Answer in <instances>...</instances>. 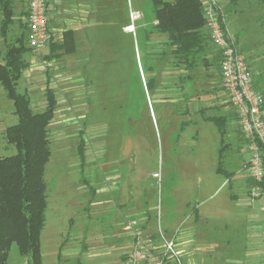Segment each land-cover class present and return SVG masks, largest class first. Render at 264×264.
<instances>
[{
    "label": "rangeland",
    "instance_id": "1",
    "mask_svg": "<svg viewBox=\"0 0 264 264\" xmlns=\"http://www.w3.org/2000/svg\"><path fill=\"white\" fill-rule=\"evenodd\" d=\"M226 1L219 4L224 7ZM232 7L238 11H228L227 25L239 33L243 52L256 60L251 78L264 97L261 0H237ZM154 22L151 0H107L106 27L96 28L89 39L90 67L56 65L48 73H40L30 53L23 56L26 68L18 90L27 94L32 111H43L47 87L57 101L48 126L50 158L43 175L46 208L40 243L44 264L51 263L56 249L50 238L53 226L65 231L69 221L89 223V233L105 238L101 242L107 246L108 221L120 220L124 226L145 214L155 235L159 221L165 238H174L181 264H264V246L260 245H264L263 210L235 212L223 178L211 174L215 148L206 132L209 125L180 131L185 120L180 113L182 104L178 106L169 97L174 93L169 84L173 76L168 67L169 61L173 62L171 49L163 48L164 61L148 58L161 52L157 43L162 46L164 41L152 33ZM129 26L133 27L130 33L126 30ZM19 33L14 21L9 37ZM140 61L145 66L152 64L153 72H141ZM154 76L158 81L148 97L144 81ZM16 122L12 102L0 86L1 157L16 153L4 138L5 129ZM81 137L84 169L76 153ZM244 152L247 156L245 148ZM156 173L161 176L160 187L153 178ZM246 183L247 192L237 193L244 201L241 208L245 204L264 207V192L252 200L248 175ZM76 231L71 229L70 235ZM220 254L223 261L217 259ZM28 263L13 244L7 264Z\"/></svg>",
    "mask_w": 264,
    "mask_h": 264
},
{
    "label": "trees",
    "instance_id": "2",
    "mask_svg": "<svg viewBox=\"0 0 264 264\" xmlns=\"http://www.w3.org/2000/svg\"><path fill=\"white\" fill-rule=\"evenodd\" d=\"M151 2L155 7L154 29L159 35L165 36V41L161 52L152 53V57L149 55L148 58L164 61L166 54L163 48H169L173 57L172 64L183 68L189 77L203 63L202 56L206 51L207 41L210 40L204 33L205 22L200 0ZM261 3L264 11V0ZM14 17L12 0H0V44L3 46V51L0 50V86L5 91L6 98L12 102L13 114L17 118L16 124L4 131L6 143L13 145L16 153L7 157L0 156V264H7L8 253L13 244L19 255L28 258V264H42L40 235L45 223L46 208L43 175L50 158L48 126L53 120L57 101L54 91L47 87L43 111L33 112L27 94L18 90V82L26 68L23 56L30 53L27 41L29 31L27 22L20 23V33L9 37ZM262 25L264 26V14ZM57 50L64 54L73 52L70 32L64 34L61 46L51 47L46 58L53 60ZM218 57L221 64L220 52ZM139 65L141 72H153L152 64L145 66L140 61ZM157 81L155 76L144 81L147 96L153 95ZM212 120L222 136L223 129L219 119ZM185 127L181 124L180 131L183 132ZM76 153L79 166L84 169L86 157L82 137ZM260 185L264 191V179Z\"/></svg>",
    "mask_w": 264,
    "mask_h": 264
},
{
    "label": "crops",
    "instance_id": "3",
    "mask_svg": "<svg viewBox=\"0 0 264 264\" xmlns=\"http://www.w3.org/2000/svg\"><path fill=\"white\" fill-rule=\"evenodd\" d=\"M12 2L15 15L14 21H17L18 25L25 23L27 0H12ZM236 4L237 0L234 3L231 0H227L224 7L219 5L223 14L224 27L227 33L235 39L236 46L245 57L251 73L256 68V60H250L247 56L248 51L246 53L243 52L239 47V44H241L239 33L232 32L227 25V13L228 11H234L236 14L238 9L234 10L235 7H232ZM46 5L48 29L53 41L44 50L43 54L48 56L52 46H61L64 34L70 32L73 38L74 50L70 54H64L61 50L54 52V66L59 65L70 69L88 67L87 64L89 65L91 60L89 39L94 35L93 32L96 28L106 27L107 0H47ZM263 14L264 11L262 10L261 17ZM154 26L155 22L151 30L152 33H156ZM204 33L208 36L205 27ZM156 35L165 41L164 35H159L158 33ZM154 36L155 34L152 37L154 38ZM153 44L151 42V45ZM161 47V42L157 43V50ZM241 47L244 48L242 45ZM218 53L212 42L208 40L206 51L202 56L203 63H200L199 68L190 73L189 77L188 72L181 67H176L169 61L168 67L171 71L173 70V76L170 77L169 84H171L174 91L169 97H173L172 102L178 103V106L182 104L183 110L180 113L185 120L180 124L186 126L185 130L189 127L195 128L199 124L209 125L206 128V132L212 136L213 147L215 148L213 149L215 150L213 157L215 161L211 174L223 178L222 185L228 188L229 201L232 203L235 212L238 213V209H246L248 212L255 213L256 209L259 212L262 209L264 213V207H258L255 204L253 207L245 204L241 208V204L244 201L241 196L237 197V193L241 194V191L247 192V171L244 168L247 156L243 154L245 153L244 143L240 134L237 116L230 107L227 96L221 88V64ZM214 68H216L215 74ZM182 75L184 76L183 78ZM254 88L258 90L256 87ZM176 91L182 93L177 94ZM212 119H219L220 127L223 129L222 136ZM193 132L194 137H197V131L193 130ZM235 218L237 217L235 216ZM132 219L140 222L144 235L156 238L154 225L153 223L151 225L148 223L149 218L146 217V214L145 217ZM246 219L249 220L251 218L248 215ZM88 224L69 221V227L65 231L57 230L55 226L52 227L50 238L52 245L55 243L56 249L52 253L53 257L50 264H123L133 247L132 236L123 230V221L107 222V246L101 242L105 241V238L101 239L99 234L91 235L89 233ZM44 228L45 223L42 232H44ZM71 229H76L77 231L70 235ZM260 245L264 246L262 243ZM217 259L223 261V254L217 256ZM42 264H44L43 258Z\"/></svg>",
    "mask_w": 264,
    "mask_h": 264
},
{
    "label": "built area",
    "instance_id": "4",
    "mask_svg": "<svg viewBox=\"0 0 264 264\" xmlns=\"http://www.w3.org/2000/svg\"><path fill=\"white\" fill-rule=\"evenodd\" d=\"M200 2L209 39L221 55V88L237 116L247 154L245 169L252 182L249 196L257 200L264 192L260 185L264 179V97L254 89L247 61L224 27L219 0ZM46 3L47 0H27L28 48L40 73H48L55 65L54 60H48L43 54L53 41ZM153 178L160 187V174H153ZM123 230L133 240L132 250L123 264H181L174 238H165L159 221L156 238L144 235L140 222L135 219L127 221Z\"/></svg>",
    "mask_w": 264,
    "mask_h": 264
},
{
    "label": "bare ground",
    "instance_id": "5",
    "mask_svg": "<svg viewBox=\"0 0 264 264\" xmlns=\"http://www.w3.org/2000/svg\"><path fill=\"white\" fill-rule=\"evenodd\" d=\"M126 30L130 33V32L133 31V28L132 27H128V28H126Z\"/></svg>",
    "mask_w": 264,
    "mask_h": 264
}]
</instances>
